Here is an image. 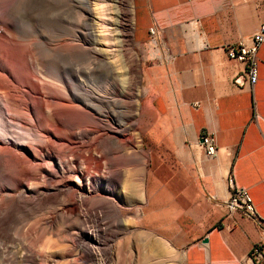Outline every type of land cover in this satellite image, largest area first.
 I'll return each instance as SVG.
<instances>
[{
  "label": "crops",
  "instance_id": "obj_1",
  "mask_svg": "<svg viewBox=\"0 0 264 264\" xmlns=\"http://www.w3.org/2000/svg\"><path fill=\"white\" fill-rule=\"evenodd\" d=\"M131 1L135 41L156 42L142 73V223L180 250L183 264H246L264 234L227 203L234 187L246 189L264 219V44L253 88L233 54L264 23V0ZM205 129L216 157L201 144Z\"/></svg>",
  "mask_w": 264,
  "mask_h": 264
},
{
  "label": "rangeland",
  "instance_id": "obj_2",
  "mask_svg": "<svg viewBox=\"0 0 264 264\" xmlns=\"http://www.w3.org/2000/svg\"><path fill=\"white\" fill-rule=\"evenodd\" d=\"M91 1L94 4H92L93 15H85L79 9L64 15L63 11L66 10L68 3H64L63 0H42L38 5L24 11L26 23L24 30L16 33V39L28 47L27 51L31 45L33 46V41H46L65 33L71 34L77 42H83L85 38L98 41L95 45L109 61V65L91 56L82 54L80 56L77 53L72 58V67L77 70L80 66H97L98 71L103 75V80L96 83L94 89L101 95L103 108L116 109V117L126 119L125 111L116 102L114 96L115 83L122 87L126 81L125 57L123 52L118 50L119 39L114 29L120 7L116 5L117 0ZM120 1L121 9L125 13L122 24L125 25L124 31H127L124 38L125 48H128V54L132 57L135 55L134 59H137L136 63L138 62V70L135 74L136 103L129 123L133 140L124 146H118L116 142L109 140L102 146L94 144L92 148L90 144L94 143L93 139L88 142L84 153L86 157L102 158L100 168L95 162H88L84 158L76 159L70 155L73 166L80 169L79 173L84 175L82 189H79L78 176H74L76 190L74 201L80 205V215L76 213L67 216L63 213V192L42 208L17 214L10 231V236L15 239L7 240L3 245L0 239V264H24L22 259L24 242L39 254L37 262H29V264H102L105 256H95L84 248V245L89 246L93 239H87L81 234V230L98 225L97 214L101 215V223L109 226L106 245L114 253L111 264H183V253L142 223L145 174L149 161L148 151L141 138V120L148 105L142 73L154 60L153 46L156 42L154 39L146 43L135 41L132 1ZM32 53H35L34 56L29 55L20 69L23 72L27 70L30 73V80L34 84H39L45 92L60 91L68 99L72 98L69 89L72 93L76 92L75 81L70 76H67L65 81L63 73L58 68L59 64L50 67L42 56L45 54L38 53L35 48ZM75 74L77 75V72ZM105 75L110 76L109 80ZM11 84L16 88L22 87L15 81H11ZM21 95L24 96L22 92ZM3 105L4 99L0 91L2 112H4ZM6 123L14 136L24 133V123L10 118ZM98 123L102 124L103 131L107 130L111 133L109 126L104 129L105 123ZM91 136L97 137L98 134ZM23 171V167L13 170L16 175ZM114 172H120L119 177ZM61 175V173L57 174V177ZM97 179L103 182V191L100 190ZM136 184H140V192L135 189ZM16 231L19 234L16 235Z\"/></svg>",
  "mask_w": 264,
  "mask_h": 264
},
{
  "label": "bare ground",
  "instance_id": "obj_3",
  "mask_svg": "<svg viewBox=\"0 0 264 264\" xmlns=\"http://www.w3.org/2000/svg\"><path fill=\"white\" fill-rule=\"evenodd\" d=\"M41 1L0 0V91L4 99L2 107L4 112L0 110V239L3 241L2 245L7 240L15 239L10 236V231L17 214L42 208L56 199L60 192H63V213L67 216L76 213L80 215V205L74 201L76 193L74 176H78L79 189H82L84 175L79 173L80 169L73 166L70 155L76 159L84 158L88 162H95L100 168L102 158L86 157L84 153L88 142L93 139L94 143L90 144L92 148L94 144L102 146L109 140H113L118 146H124L133 140L129 123L136 103L135 74L138 70V62L136 63L137 59H134L135 55L132 57L128 54V48H125L124 38L127 31H124L125 25L122 24V17L125 15L121 9L122 2L117 0L116 5L120 7V11L117 13L118 18L114 23V29L119 39L118 50L123 52L125 57L126 81L122 87L115 83L114 96H116V102L125 111L126 119L116 117V109L103 108L101 95L94 89V85L103 80V75L98 71L97 66H80L77 70L72 67V58L77 53L80 56L81 54L91 56L109 65V61L95 45L98 41L85 38L83 42H77L71 34L65 33L46 41H33V46L31 45L27 51L28 47L16 39V33L24 30V23H26L24 11L38 5ZM63 2L68 3L66 10L63 11L64 15L75 9L83 11L85 15L94 14L91 0H63ZM33 47L38 53L45 54L42 56L50 67L59 64L58 68L63 73L65 81L67 76L75 81L77 93H72L68 87L72 98L68 99L60 91L45 92L39 84H34L30 80V73L27 70L23 72L20 69L29 55L34 56ZM105 77L109 80L110 76L105 75ZM11 81L20 83L22 87L16 88ZM8 118L24 123V133L14 136L8 129L6 123ZM98 122L105 123L104 129L109 126L111 133L107 130L103 131L102 124ZM92 134H98V136L93 137ZM17 167H23V173L16 175L13 170ZM60 173L62 175L57 177ZM114 173L119 177L120 172ZM98 183L100 190L103 191V182L98 180ZM139 185H135L138 192H140ZM90 213L93 215L92 212ZM101 219V215L97 214L98 225L81 230L85 238L93 239L92 245H84V248L90 250L95 256H105L102 264H111L114 253L106 245V237L109 238V226L101 223ZM15 234L19 232L16 231ZM22 249L24 264L37 262L38 251L25 242Z\"/></svg>",
  "mask_w": 264,
  "mask_h": 264
},
{
  "label": "built area",
  "instance_id": "obj_4",
  "mask_svg": "<svg viewBox=\"0 0 264 264\" xmlns=\"http://www.w3.org/2000/svg\"><path fill=\"white\" fill-rule=\"evenodd\" d=\"M152 36L158 35V29L152 27L150 29ZM264 44V23L260 25L259 30L254 36H252L248 41L242 40L239 44V48L234 52V58L245 64V75L247 82L253 86L258 81V62H259V49ZM197 105V104H196ZM200 141L203 145L206 155L209 158L217 156L218 147L216 144V138L214 133L205 129L201 132ZM229 214L236 211H245L247 215L252 217L259 228L264 234V219L261 218L255 210L252 199L246 189L235 188L231 198L228 203ZM246 264H264V240L256 242L249 253L248 258L246 259Z\"/></svg>",
  "mask_w": 264,
  "mask_h": 264
}]
</instances>
